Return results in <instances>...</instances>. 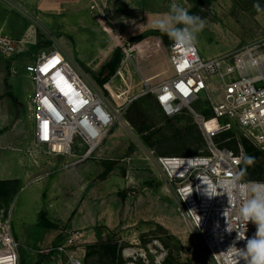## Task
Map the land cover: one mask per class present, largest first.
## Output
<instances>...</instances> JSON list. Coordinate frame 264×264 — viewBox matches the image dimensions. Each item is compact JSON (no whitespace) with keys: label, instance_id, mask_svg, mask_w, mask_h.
<instances>
[{"label":"rangeland","instance_id":"obj_1","mask_svg":"<svg viewBox=\"0 0 264 264\" xmlns=\"http://www.w3.org/2000/svg\"><path fill=\"white\" fill-rule=\"evenodd\" d=\"M172 3L204 19L195 43L201 57L245 47L264 54V0H212L196 10L191 0H0V33L17 43L11 56L0 54V178L13 180L17 193L0 206V222L10 220L21 264H67L55 248L72 236L75 244L66 250L78 252L83 264H214L182 220L154 159L203 154V136L189 113L167 118L156 102V86L171 76L168 45L150 34L132 41L158 30L154 21ZM55 48L112 106L123 107L122 116L87 159L40 152L34 160L29 152L30 161L34 86L25 65ZM116 52L120 62L101 85L97 76ZM208 98L192 106L212 118ZM139 113L143 132L131 120ZM222 138L221 146L246 157L244 144L252 142L236 123ZM258 161L264 163V155ZM256 166V181L264 182V164ZM43 218L50 227L41 225Z\"/></svg>","mask_w":264,"mask_h":264},{"label":"built area","instance_id":"obj_2","mask_svg":"<svg viewBox=\"0 0 264 264\" xmlns=\"http://www.w3.org/2000/svg\"><path fill=\"white\" fill-rule=\"evenodd\" d=\"M16 51V41L0 33V54L11 56ZM168 62L171 76L154 90L158 107L167 118L189 113L203 136L205 149L198 155L154 159L174 192L182 220L200 236L213 263L226 264L223 252L238 232H245V239L236 242V247L243 248L257 226L249 221L245 229L239 219L244 199L235 194L229 204L221 189L224 181L241 172L243 155L221 146L217 138L236 123L264 152V54L245 47L205 59L196 44L185 51L173 41ZM25 70L34 86L31 104L36 145L50 155L89 158L120 122L123 107L112 106L58 48L41 52ZM205 95L209 96L212 118L192 106ZM216 120L224 121L217 125ZM251 182L258 181H240ZM205 184L217 189V195L209 198L204 194ZM227 224L232 232L226 231ZM75 239L72 236L67 245L55 248L60 255H67V264H83L78 252L66 250ZM20 248L10 220L4 218L0 222V264H21Z\"/></svg>","mask_w":264,"mask_h":264},{"label":"clouds","instance_id":"obj_3","mask_svg":"<svg viewBox=\"0 0 264 264\" xmlns=\"http://www.w3.org/2000/svg\"><path fill=\"white\" fill-rule=\"evenodd\" d=\"M204 26L202 17L190 14L188 9L177 3H172L169 12L153 23L154 28L168 35L185 51L194 48L197 34L203 30ZM245 162L251 164L253 161L251 157H246ZM244 174L241 171L224 181L221 189L227 194L229 204L235 194H239L244 199L245 202L239 209V219L244 222L245 229L249 221L253 222L257 226V231L252 238L246 239V245L243 248L236 247V242L245 239V232H238L236 240L223 254L226 264H264V182L240 183ZM204 194L209 198L214 197L217 195V189L207 185ZM226 231L233 230L228 225Z\"/></svg>","mask_w":264,"mask_h":264},{"label":"trees","instance_id":"obj_4","mask_svg":"<svg viewBox=\"0 0 264 264\" xmlns=\"http://www.w3.org/2000/svg\"><path fill=\"white\" fill-rule=\"evenodd\" d=\"M191 1L196 4L195 8H194L196 10L199 7H201L202 5H209L212 0H191ZM148 34L160 36L164 40L166 45H168V49L173 42V40H171L168 37V35H166L165 33H162L159 30H151V31H148L146 33L135 36L132 38V41H140L141 39H143ZM157 45L159 47L161 46L160 41H158ZM119 62H120V54H119V52H116L114 54L113 58L110 61H108L106 64L103 65L101 71L99 72V74L97 76V80L99 81V83L101 85H103L106 82V80L115 73V70H116ZM9 96L13 97V94L9 93ZM135 106H136V104H133V107L131 108V110ZM136 116L137 117L135 119H131L133 125L135 126L137 131H139V132L145 131L147 128L143 125L142 121H141L142 124H140V122H139V118H141L143 115L141 113H139V114H136ZM173 118H176V117H173ZM223 135H224V133H222L217 138V141L219 143H220L219 139L222 138ZM224 138H226V137H223L222 139H224ZM149 139H150L149 137H147V136L145 137L146 141H148ZM244 145H245V149H246V157H251L253 162L251 164L246 163L245 162L246 157L242 160L241 171H243L245 173L242 178L246 181H256V179H260V178H257V176L253 172H254V169L256 167H258V166H256V164L259 163V167H262V164H264V163H260L258 161V157L261 155H264V152L259 150L257 147H254L252 144H249L248 142H245ZM13 184H14L13 180L0 178V206L2 204H6L9 200H11L10 198H12L15 195L16 186H14ZM41 225L43 227H50V223L47 220H44V218H43V221L41 222ZM112 248H115V247H112ZM112 256H115V253ZM110 257H111V255H110Z\"/></svg>","mask_w":264,"mask_h":264},{"label":"crops","instance_id":"obj_5","mask_svg":"<svg viewBox=\"0 0 264 264\" xmlns=\"http://www.w3.org/2000/svg\"><path fill=\"white\" fill-rule=\"evenodd\" d=\"M33 123H34V121H33ZM33 125H34V124H33ZM3 134H5V133H3ZM0 148H1V147H0ZM27 148H28V149H27L26 152L28 153V156H29L30 161H32V160H31V157H30V155H29V152H30L31 155H33L32 157H33L34 160L37 159V157H38V155L40 154V152H44V153H45V148H43V147H41V146H39V145H36L34 135H33V142H32V144H31V146H29V147H27ZM2 149H5V148H2ZM0 150H1V149H0ZM10 150L15 151V152L18 151V149L14 148L12 145L10 146ZM56 156H58L59 158H65V159H66V158H68L70 155H56ZM1 179H2V178H1ZM8 180H11V179L8 178ZM16 194H17V193H15V195L13 196V199L15 198Z\"/></svg>","mask_w":264,"mask_h":264},{"label":"snow or ice","instance_id":"obj_6","mask_svg":"<svg viewBox=\"0 0 264 264\" xmlns=\"http://www.w3.org/2000/svg\"><path fill=\"white\" fill-rule=\"evenodd\" d=\"M190 83H191V81H190Z\"/></svg>","mask_w":264,"mask_h":264},{"label":"water","instance_id":"obj_7","mask_svg":"<svg viewBox=\"0 0 264 264\" xmlns=\"http://www.w3.org/2000/svg\"><path fill=\"white\" fill-rule=\"evenodd\" d=\"M17 100V99H16Z\"/></svg>","mask_w":264,"mask_h":264}]
</instances>
